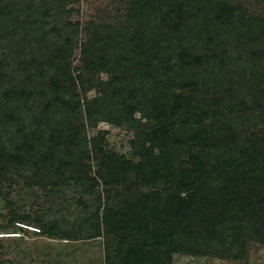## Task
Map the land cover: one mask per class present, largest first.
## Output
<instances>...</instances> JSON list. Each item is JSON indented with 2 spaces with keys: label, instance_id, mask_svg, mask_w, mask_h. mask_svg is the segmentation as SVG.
<instances>
[{
  "label": "rangeland",
  "instance_id": "374dc122",
  "mask_svg": "<svg viewBox=\"0 0 264 264\" xmlns=\"http://www.w3.org/2000/svg\"><path fill=\"white\" fill-rule=\"evenodd\" d=\"M137 1L143 0H43L42 4L33 0L32 3L39 6V13L30 12L28 7L26 12L16 17L15 22L11 20L12 24L0 27V115L5 113L6 116L5 122H0V192L3 191L0 193V230H14L16 221L36 229L21 228L19 237H0V264H125L127 259L133 260L131 264H160L152 256L158 243L152 235L159 231L165 236L169 227L162 222L166 219L172 222L167 213L169 191L166 189L172 164L167 165L170 161L161 158L163 148L159 145L162 138L167 139L163 142L173 145L179 138L190 135L187 129L197 131L200 128L203 117L202 112H196L197 102L190 106L191 113L181 119L175 116L168 120L156 118L150 121L142 118L141 112H135L134 121L127 112L125 117L117 118L123 122L122 125L107 120L102 112L97 111L95 103H91L93 111L97 112L91 120L86 115L83 134L87 136V146L85 142L78 141L77 152L70 153L75 149L69 140L70 125L63 117L45 118V105L42 103L46 100L41 99L39 85L28 83L25 86L29 96L20 105L3 96L5 90L18 83L13 78H23L37 69V64L32 63L30 57L46 32L48 40L43 43H49L51 47L45 44L52 51H45L46 55L55 52L59 46L54 44L56 40L63 46L72 43L69 48L72 53L71 71L82 97L85 115L87 102L101 97L113 78L110 70L88 69L83 54L85 45L103 48L102 52L113 49V39L117 43L120 28L125 27L129 17L133 19L131 28L134 26ZM6 3L7 0H2L0 7L5 8ZM220 4L228 6V13H232L233 8L243 9L247 16L264 21V0H223ZM162 10L165 11L164 8ZM181 18L182 15L175 14L172 19L177 22L171 19L170 28ZM20 22H23V27ZM97 29L101 35L94 34ZM168 31L171 32L170 29ZM51 58L42 56L48 61ZM63 58L56 56L52 60L54 67L48 68L47 76H59V62ZM124 62L122 67L130 69L131 75L126 81L143 87L148 101L153 100L152 104L155 100L153 92L168 88L164 75L157 76V68L151 69L155 65L146 59L142 62L141 57L133 68ZM115 64L121 67V61ZM20 85L19 82L17 88H21ZM128 87L131 88L130 85ZM27 90H32L33 94ZM132 95L133 92L130 93ZM183 98V91H178L174 104L179 105ZM102 104L115 106L114 99L107 97ZM137 119L141 121L137 122ZM59 124L63 130L57 133L58 136L54 131L60 130ZM94 143L97 145L95 153L79 152L87 151V147L91 149ZM169 154L175 158V167L184 164V158L177 156L180 153ZM93 177L96 181L92 180ZM106 206L115 211L119 208L122 212L126 210L123 216H115V223L111 226L114 230L109 232L110 241L103 230L104 224L100 226L101 234L89 236L94 224L103 219ZM43 211L48 224L56 223L63 231L72 229L80 234L76 239H65L46 233L43 223L37 220L43 216ZM23 215H29L30 219H14ZM174 231H181V228ZM178 236L183 238L181 233ZM107 246L110 247L111 263L107 261ZM219 255L180 251L173 253L171 263L163 264H264V244L251 241L246 257L240 259Z\"/></svg>",
  "mask_w": 264,
  "mask_h": 264
},
{
  "label": "trees",
  "instance_id": "16d2710c",
  "mask_svg": "<svg viewBox=\"0 0 264 264\" xmlns=\"http://www.w3.org/2000/svg\"><path fill=\"white\" fill-rule=\"evenodd\" d=\"M29 1L7 0L5 8L0 7V27L12 24L11 20L15 22L16 17L26 12L28 7L30 12L39 13V6L32 3L33 0ZM42 1L39 0L40 4ZM222 1H137L134 9L137 20L131 28L133 19L128 18L125 27L120 28L117 43L113 39V49L102 52L103 48L85 45L83 54L88 69L110 70L109 73L113 74L104 94L87 102L85 115L82 97L71 71L72 53L69 48L72 43L63 46L56 40L54 44L58 43L59 46L53 54L46 55L45 51L52 52L48 49L51 45L45 42L47 47L43 43L48 40L46 32L30 57V61L37 64V69L23 78H13L18 83L15 86L12 84L8 89L10 91L5 90L3 95L20 105L29 96L25 86L28 83L39 85L41 99L46 100L41 102L45 105V118L63 117L70 125L69 140L75 148L70 153L77 152L78 141L88 143L87 136L83 134L86 115L91 120L95 112H102L107 120L117 125L123 124L117 118L125 117L127 112L134 121L135 112H141L142 118L150 121L156 118L168 120L175 116L181 119L183 115L191 113L190 106L197 102L196 112H202L203 117L200 128L197 131L187 129L190 135L179 138L175 145L163 142L167 141L166 138H162L159 145L163 148L161 158L170 161L167 165L172 164L166 185L169 191L167 213L172 222L170 219L162 222L169 227L165 236L159 231H154L152 235L158 242L152 256L160 264L171 263L173 253L180 251L208 256L222 254L219 255L222 258L232 256L240 259L246 257L251 241L264 244V21L247 16L243 9L233 8L232 13H228V6L220 4ZM175 14L182 15L181 21L173 23L174 27L170 28V20ZM31 16L32 13L29 14ZM172 22L177 21L172 19ZM20 26L23 27V22H20ZM94 34L101 35L98 29ZM42 56L52 58L48 61ZM56 56L64 57L59 62L60 73L50 78L47 71L49 67H54L52 60ZM141 57L142 62L146 59L155 65L151 69L157 68V76L164 75L168 82V88L153 92V104V100L148 101L147 91L144 92L143 87L126 81L131 76L130 69L122 67L124 58V63L133 68ZM118 61H121L120 68L115 64ZM19 82L21 88H17ZM178 91H183L184 98L179 105H175L173 100L178 97ZM129 92H133L132 97ZM105 97L114 99L115 106L103 105ZM127 101L135 103L132 105ZM91 103H95L97 111H93ZM5 117V113H2L0 122H5ZM58 127L60 130L54 131V134L62 132L63 126ZM96 150L94 143L91 149L87 147V151H78L95 153ZM153 150L149 151L155 153ZM170 152L180 153L177 156L184 158V164L175 167V158ZM158 163L164 164L163 161ZM92 180L96 181V178ZM106 207L103 219L94 224L89 236L101 234L100 226L104 224L103 230L110 241L109 232L114 230L111 226L115 223V216H123L126 210L122 212L119 208L115 211ZM24 216H15L14 219ZM44 216L43 211V216L40 215L37 220L43 223L46 233L65 239H76L80 234L72 229L63 231L56 223L48 224ZM23 219L29 220L30 217L27 215ZM16 222L14 230L0 232L21 231L24 227ZM180 228L181 231H174ZM179 232L183 238H179ZM106 248L107 261L111 263L110 247ZM131 262L132 259H127L125 264Z\"/></svg>",
  "mask_w": 264,
  "mask_h": 264
},
{
  "label": "built area",
  "instance_id": "2783aa9c",
  "mask_svg": "<svg viewBox=\"0 0 264 264\" xmlns=\"http://www.w3.org/2000/svg\"><path fill=\"white\" fill-rule=\"evenodd\" d=\"M17 225H20L21 227L27 228L29 230H36L33 226L24 224V223H17ZM0 236H21V232L20 231H15V232H10V233H3L0 232Z\"/></svg>",
  "mask_w": 264,
  "mask_h": 264
}]
</instances>
